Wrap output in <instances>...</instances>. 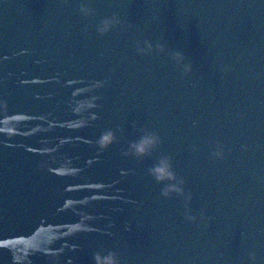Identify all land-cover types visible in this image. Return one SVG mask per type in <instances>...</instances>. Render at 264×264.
<instances>
[{
	"label": "water",
	"instance_id": "1",
	"mask_svg": "<svg viewBox=\"0 0 264 264\" xmlns=\"http://www.w3.org/2000/svg\"><path fill=\"white\" fill-rule=\"evenodd\" d=\"M108 253L264 264V0H0V264Z\"/></svg>",
	"mask_w": 264,
	"mask_h": 264
},
{
	"label": "clouds",
	"instance_id": "2",
	"mask_svg": "<svg viewBox=\"0 0 264 264\" xmlns=\"http://www.w3.org/2000/svg\"><path fill=\"white\" fill-rule=\"evenodd\" d=\"M85 12L88 10L85 9ZM179 56V54H177ZM97 264H119V261L116 259V256L114 253H108L107 255L101 256L100 254H97L96 257Z\"/></svg>",
	"mask_w": 264,
	"mask_h": 264
}]
</instances>
